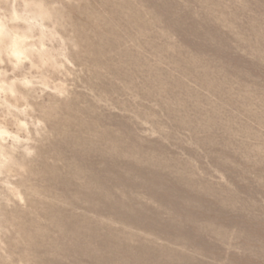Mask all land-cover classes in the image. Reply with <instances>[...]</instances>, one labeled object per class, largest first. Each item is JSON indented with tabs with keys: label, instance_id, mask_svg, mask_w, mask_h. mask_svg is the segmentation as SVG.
<instances>
[{
	"label": "rangeland",
	"instance_id": "obj_1",
	"mask_svg": "<svg viewBox=\"0 0 264 264\" xmlns=\"http://www.w3.org/2000/svg\"><path fill=\"white\" fill-rule=\"evenodd\" d=\"M0 264H264V0H0Z\"/></svg>",
	"mask_w": 264,
	"mask_h": 264
}]
</instances>
